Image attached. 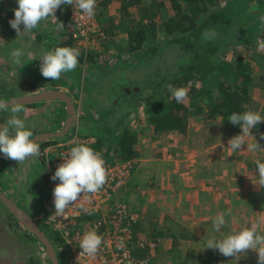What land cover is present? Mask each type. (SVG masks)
Masks as SVG:
<instances>
[{"label": "trees", "instance_id": "trees-1", "mask_svg": "<svg viewBox=\"0 0 264 264\" xmlns=\"http://www.w3.org/2000/svg\"><path fill=\"white\" fill-rule=\"evenodd\" d=\"M112 2L113 0H97L96 3L94 16L103 30V36L97 37L104 40L106 49L113 46L118 53L113 64L109 65L107 61L100 66V70L97 68L100 53L79 47L78 40L83 38L75 36L71 5L66 6L70 13L69 24L66 18L61 17L56 23L52 22L51 29L38 33L48 39L50 44L55 43L54 47L72 46L80 50L78 66L67 73L68 80L81 85L85 90L86 109H94L102 115L95 124L83 126L85 131L82 133L95 135V148L103 158L109 163H115L141 156L136 147L139 140L138 131L124 124V116L133 112L141 102L145 104V109L151 112L147 118L148 127L159 135L174 132L186 135L190 118L203 114L209 120L220 118L226 138L240 134L241 127L229 122L228 115L232 112L258 110L253 90H264V49H258L257 46V41H264V20L261 19L264 17V0H150L148 3L146 0H122L119 22H116V16L108 17L103 12ZM133 7L139 10L142 16L138 18L136 13L130 10ZM257 15L260 18L254 26L258 33L255 40V36L249 32L252 30H247L246 26ZM60 22H63L65 27L56 30V24ZM120 34L125 35V39L118 38ZM7 35L13 39L17 32L9 28ZM89 35L95 36L94 33ZM163 39L167 40L161 42ZM13 45L11 42V46ZM176 49H179V53L166 61L167 69L156 63L159 56L171 54ZM227 54L232 55V59L223 61L222 56L226 57ZM32 62L35 69L40 70V62L30 58L24 61L26 65H23V70L30 71ZM87 63L89 67L83 79L82 65ZM137 68L143 72L139 73L143 76L135 74ZM114 69L136 75L128 82L133 89H127L124 85L119 96L114 92L119 88L114 80L111 83L114 88L107 92L109 97L101 102L96 88L112 78L110 73H114ZM5 79L10 80L0 74V81ZM38 80L43 83L46 78L39 72ZM169 85L188 88L183 102L177 103L175 98L171 97ZM138 86L142 87L140 91H136ZM13 88L15 89L14 86ZM14 89H9L8 84L0 83V95L20 94ZM37 104L40 103L24 106L30 110L36 108ZM262 133L264 121L252 130L251 135ZM55 142L40 144L41 153ZM39 158L43 164L46 162L42 156ZM42 175L46 185V200L42 211L45 212L51 179L47 166ZM33 191L42 193L35 188L30 189L28 193ZM5 211L8 226L21 232V236L25 238L27 248L24 250L29 252L38 246L13 215L8 210ZM40 213L33 212L35 216ZM143 221L144 219L136 225L139 232L142 230ZM50 230L54 239L49 238L55 248H58L63 263L64 254L59 249L62 239L51 228ZM182 230L180 237H189L186 235L188 230ZM154 257H151L153 263ZM26 264L44 263L40 255L35 253L27 257Z\"/></svg>", "mask_w": 264, "mask_h": 264}, {"label": "rangeland", "instance_id": "rangeland-1", "mask_svg": "<svg viewBox=\"0 0 264 264\" xmlns=\"http://www.w3.org/2000/svg\"><path fill=\"white\" fill-rule=\"evenodd\" d=\"M149 1L146 0L147 3ZM120 3V0H114L108 8V14L116 16L119 21L121 20L120 11L118 10L121 5ZM131 10L136 13L138 18L142 16L141 12L135 7L131 8ZM259 18L260 16L257 15L246 26L247 30L249 28L252 30H249V32L255 36V40H257L258 33L254 26H256L255 22ZM123 36L125 35L120 34L118 38H121V40L122 38L125 39ZM166 40L163 39L161 42ZM103 42L104 40L94 35H89L87 39L78 40L80 48H88L100 53L98 70L107 61L109 65L113 64L118 56L113 46L106 49ZM178 53L179 49H176L171 54H163L159 56L156 63L167 69L165 67L167 65L166 61H169V58L177 56ZM230 56L232 55L227 54L226 57L222 56V60L230 61L232 59ZM88 67V63L82 65L83 79ZM139 73L143 72L137 68L135 74L139 77L143 76V74ZM67 77H69L68 74L67 76L62 75L59 81L63 80L65 82L68 80ZM20 79L30 80L29 77H22ZM25 80L23 81L25 82ZM14 81V78L13 81L5 79L0 81V83L8 84L9 89H14L13 86L19 89L22 85L18 86ZM82 89L83 87L79 88V90L76 89L75 92V104L77 105L76 125L74 124L71 131L76 130V127H78L79 131L83 132L85 131L83 126L87 124L89 127L90 122L100 118L96 110L91 108L86 109V95ZM253 97L258 104V111L261 115H264V90L255 88L253 90ZM144 105V103H141L137 109L138 111L127 117L129 120L126 119L128 121L127 125L133 130L138 131L139 140L136 147L142 156L139 157L142 158L141 160H137L140 162L137 163L138 165L140 164V169L136 164V167L132 170V173L135 171V176L124 187L125 192L122 190L123 193H119L118 196L119 198L122 197L121 199L133 211L146 213V218L149 215L148 219H144L142 222L143 227L140 232L148 239L155 238L158 240L159 245L154 257L155 264H261L258 260L259 253L257 250L249 249L240 254L239 257H226L218 250L202 248V246L204 240L212 236H221L229 231L239 230L242 227L256 223L257 220H259L258 230L264 233V186H259L255 183L258 177L254 162L257 159L264 161V133L246 136L245 140L248 147L247 144H244L241 146L239 152L231 154L232 150L228 147L230 139L225 137L226 132L220 118L209 120L204 114L194 115L190 118L186 136L178 133L159 135L148 127L147 118L151 112L149 109H145ZM41 106V110L38 108H30L28 110L24 106L26 111L20 114L32 126L34 133L49 131L45 129V126L48 125L51 119H61L62 113H64L62 120L63 118L65 120L66 108L64 105L61 109L49 103ZM9 116L10 113L0 112V124L6 122ZM85 118L86 121H84ZM190 140L193 142V146L189 147ZM206 149H210L211 151L207 153L205 152ZM164 150L168 151L166 156L169 161L166 162L176 170L185 172L183 174L187 177L195 175V172L190 168L193 165L197 168V165L203 167L210 164L212 173L205 174L202 172L199 174V176L203 175L201 178L203 183L201 186L205 187L203 190L197 191L199 188L193 189L190 186L186 190L181 191L179 189H170L169 192L174 195L165 202L164 199H161L163 200V203L161 202L162 204L160 203L159 205H163L161 208L155 206L153 198L159 193L162 181H168V179H163V177H170L171 179L174 177L175 180L180 181L177 176L180 174L179 172L175 174V177L174 173L167 174L155 171L159 167V155L157 154ZM189 154H195L196 157H192ZM34 159L36 158L28 157L22 162L6 159L0 163V187L32 214L37 211L42 212L44 209L46 185L42 174L46 166L48 167L47 161H44L43 164L39 159L33 162ZM14 161L16 162L12 164ZM34 188L41 190L42 193L37 194L38 192L34 191L28 193L30 189ZM204 191L207 193H203ZM192 193L194 196H192ZM222 197L228 199L227 205H224L220 200ZM172 199H175L174 203L168 206L167 202L172 201ZM215 200L218 201L216 202L219 204V211L223 209L224 212L230 211L231 213L227 218V225L221 228L220 233H214L211 225V220L216 217V212L218 211L216 210L217 205L214 207L212 204ZM153 206L157 211H155ZM170 208L172 212H170ZM5 210L7 208L0 201V264H26L27 257L35 253L39 254L43 263L46 264V257L39 246L36 245L29 252L24 250L27 248L25 238L21 236V232L8 226ZM177 211L179 214L180 211L183 212L184 215L180 214V218H178ZM205 217L206 219H204ZM38 222L42 228L44 227L48 236L54 239L49 225L43 220H38ZM184 225L189 229L191 228L193 234L196 233V237L186 239L175 237L181 233V228ZM176 238L178 239L176 240ZM174 240L179 241V244L175 245Z\"/></svg>", "mask_w": 264, "mask_h": 264}, {"label": "clouds", "instance_id": "clouds-1", "mask_svg": "<svg viewBox=\"0 0 264 264\" xmlns=\"http://www.w3.org/2000/svg\"><path fill=\"white\" fill-rule=\"evenodd\" d=\"M2 2L3 0H0V3ZM96 3L97 0H17L18 7L14 9V18L9 20V25L17 31L18 35L25 31L36 30L48 17H56L55 13L61 5H72L76 13L80 12L82 16L93 17ZM261 19L264 20V17ZM64 27L63 22L56 24V30ZM257 46L258 49H264V41H257ZM11 56L16 65H25L24 61L31 56V52L26 46L21 45L11 50ZM36 57L41 59V75L46 79L59 80L62 74L77 68L80 50L72 46H56L44 50ZM168 87L171 97L175 98L177 103L185 100L188 94L186 87L172 85ZM22 97H13L11 100L0 99V112L10 113L6 122L0 124V155L19 162L25 161L28 157L41 155L39 139H33L35 135L32 126L20 115L26 111L23 102L17 99ZM227 120L234 125L238 124L242 129L240 134L230 138L228 142L232 154L239 152L241 146L247 144L245 137L251 135L252 130L264 121V115H261L258 110H246L230 113ZM76 128L79 130L78 127ZM71 133L72 131L66 138L56 142L68 139ZM61 156L66 159L56 168L51 179L58 181L53 189L54 213L56 217L66 218L69 206L81 200L86 194L97 193L105 185L108 174L103 156L87 143L75 144L66 156L63 154ZM254 162L258 177L255 183L264 186V161L257 159ZM80 206L84 212L91 214L83 203ZM230 215V211H225L214 217L211 220L212 231L220 233L221 228L227 225V218ZM35 217L39 220L38 216ZM258 223L259 220L239 230H232L221 236H212L204 240L202 248L218 250L226 257H239L249 249L257 250L258 260L264 264V233L258 230ZM103 242L102 234L95 229H88L81 236L78 246L82 250L81 254L95 257ZM124 246V239L120 238L116 247L123 248Z\"/></svg>", "mask_w": 264, "mask_h": 264}, {"label": "built area", "instance_id": "built-area-1", "mask_svg": "<svg viewBox=\"0 0 264 264\" xmlns=\"http://www.w3.org/2000/svg\"><path fill=\"white\" fill-rule=\"evenodd\" d=\"M72 18L75 36L83 39H87L90 33L103 36V30L95 16H82L80 12L76 13L72 6ZM191 85L192 82L189 83V86ZM96 142L95 136L81 135L76 128L68 139L46 147L40 156L48 162L50 178L66 159L61 155L66 156L72 146L87 143L96 150ZM104 161L108 174L105 185L97 193L86 194L81 200L70 205L66 218L56 217L54 213L53 189L58 181L50 179L47 209L40 213L38 219L44 222L46 220L52 231L59 234L62 239V245L59 247L64 254L62 264H155L151 257L155 255L158 241L148 239L136 230V225L145 217L144 213L133 211L118 196L131 177L135 161L109 163L105 158ZM82 203L91 214L83 211L80 206ZM88 229H95L104 238L102 247L95 257L81 254L82 250L78 246L81 236ZM120 238L124 239L123 248L116 247Z\"/></svg>", "mask_w": 264, "mask_h": 264}, {"label": "crops", "instance_id": "crops-1", "mask_svg": "<svg viewBox=\"0 0 264 264\" xmlns=\"http://www.w3.org/2000/svg\"><path fill=\"white\" fill-rule=\"evenodd\" d=\"M121 1L122 0H120V2ZM16 7H18L17 0H3V2L0 3V49H1L0 50V68H1L0 74L2 76H5V77L9 78L12 81H13V78H14V80H15L14 82H16V84H18V86H20V84H21L22 86H20L19 89H17L16 86H15V89L20 94L30 93L32 91L33 92L42 91L44 89H62V90H65V91H68L69 93H71L72 96H73V98H74V100H75V92H76V89L79 90V88L82 87L81 85H79L77 83L76 84L75 83H72L71 84V81L70 80H66L65 82H63V80L59 81V80H51V79H46L45 81H43V83H39L38 74H39L40 70H38V69L36 70L35 69V66L33 65L34 64L33 62H32V64L30 63L31 64L30 71H27L26 72L25 70H23V64L22 65H16V64L14 65V60H13V58L11 56V50L13 48L19 47L21 45H24V46L27 47V45H29V47H27V49H28L29 52H31V56L28 57V58L33 59V60H37L38 62L41 63V59L39 57H36V56L39 55V54H41L44 50H48V49L54 48L55 43L53 45L50 44L48 39H46L44 36L38 35V33L41 30H44V29H51L52 22H55L56 23L57 19H61V17H62V19L63 18H66L67 21H68V24H69L71 20H70V13L68 12L67 7L65 5H62L60 8H58L57 11H56V13H55V15H56L57 18L54 17V16L48 17L46 20H44V21L41 22V24H40V26H39L38 29L32 30V31H25V32H23V33H21L19 35L18 34L15 35V37L13 39H10V37H8V35H7V30H9V28L12 29L10 27V25H9V20L12 19V18H14V9ZM108 8H109V6L106 9H104V10L102 9L103 12L105 13V15L108 16V17L109 16H114V15H109L108 14L109 13L108 12ZM118 10H120V7L118 8ZM130 10H131V8H130ZM116 22H119V20L117 18H116ZM21 29H23V25H21ZM12 30L16 31L15 29H12ZM11 42L14 43L13 46H11ZM48 46H50V48ZM28 58H26L25 61H27ZM86 71H87V69H86ZM62 75L67 76V73H64ZM110 75L112 76V78H110V80L106 81L104 84H102L101 86H99V87L96 88V91H98L97 93L99 94L98 99H100L101 102L103 100H105L107 97H109L108 94H107V92H108L109 89L114 88L113 86L111 87V83L114 80H116L115 83L117 85H119V88L118 89H115L114 92L115 93L117 92L119 94V96H120V92H122V90H123L122 88L126 87L127 89H133V88H130L128 82H129L130 79L136 77V75L134 73H130L129 71H126V73L125 72L122 73V70H115L114 73H112V71H111ZM22 77L23 78L24 77H29L30 80L26 81L25 79H23V80H25V82H24L22 79H20ZM127 89H125V90H127ZM141 89H142V87L141 86H138L137 89H136V91H138V90L140 91ZM82 91L85 93V90L84 89H82ZM115 100H113V101H115ZM47 103L52 104V105H56L57 107H59V109H61L63 107V104L60 103V102H47ZM47 103L37 104L38 105L37 108L41 110V107H42L41 105H45ZM141 103H143V102H141ZM140 105L141 104L139 103L137 105L136 109L133 112H131L130 114H126L124 116L125 117L124 124H128V121L127 120H129V119H127V117L133 115L135 111H138L137 109L140 107ZM63 114L64 113L61 114V119L60 118L51 119L49 121L48 125L45 126V129L51 131V130H55V129L60 128L62 126L63 122H64V118L62 120V115ZM101 116L102 115L99 114V117H101ZM84 121H86V118H85ZM96 121H98V120L95 119V120H93V122H90L89 123L90 126L92 124H95ZM58 123H59V125H57ZM39 132H42V131H39ZM80 133H81V135H84V133H82V132H80ZM174 133H171V134H174ZM86 135L87 134H85L84 136H86ZM88 135H93V134H88ZM184 136H186V135H184ZM189 142H190L189 147L190 146H193V142H191V140ZM160 151H162V150H160ZM208 151L210 152L211 150L210 149H208V150L206 149L205 152L209 153ZM167 152H168L167 150H164L163 152H160L159 154H157V155H159L158 156L159 157L158 158L159 159V167L156 168L155 171L158 172V173L160 171V172H164V173H167V174L168 173L169 174L174 173V176L175 177H176L175 174L177 172H179L180 174L177 175V176L179 177L180 181L178 182L177 180H175L174 177L172 179L170 177H168V178L167 177H163V179H168V181H165V180L162 181V185H161V189H159V193H157L155 195V197L153 198L154 203H155V206L156 207H161V208L163 207V205L159 206L160 203L163 201L161 199H164V202H165L168 198L173 197V195H174V194H171L169 192L170 189H174V190H178L179 189L181 191V190H186L190 186V188H193V189L194 188H199V189H197V191H199L200 189L203 190V189H205V187L201 186V184H203L202 183V180H201V178L203 177V175H200L199 176V174H201L202 172L205 173V174L212 173L211 172L212 170L210 168V166H211L210 164L209 165H206V166H203V167L200 166V165L199 166L197 165V168H196V166L193 165L190 168H191V170L193 172H195V175H193V177L192 176L187 177L186 175L183 174L185 172L176 170L175 168H173V166H171L169 163L166 162V161H169L167 159V156H166V153ZM189 155L190 156L192 155V157H196L195 154H189ZM35 158L36 159H34L33 162L35 160H38V159L40 160L39 156L38 157H35ZM6 159H8V158H6ZM141 159L142 158L133 159L135 161L134 168L136 167V164L137 163H140L137 160H141ZM15 162L16 161H14V163ZM137 167L140 169V164ZM159 168H161V169L159 170ZM195 170H197V171H195ZM134 174H135V171H133V173L131 174V177L129 178V180H131L132 177L135 176ZM171 183H172V186H171ZM124 189L125 188H122L121 189V192H119V193L125 192ZM122 190H123V192H122ZM219 191H221V190H219ZM189 192H191V191H189ZM203 193L206 194L207 192L204 191ZM219 194L221 195V193H219ZM192 196H194V194ZM192 196H190V197H192ZM188 197H187V199L189 200ZM216 199L219 200V198H217V197H216ZM217 200L213 201V203H212L214 205V207L217 205V209L216 210H218V211L216 212V216H218L219 214H221V213L224 212L223 209H221L219 211L220 208L218 207L219 204L217 203L218 202ZM220 200L224 203V205H227L228 199L222 197V198H220ZM174 201H175V199H172V201H170L171 203L170 202H167L168 206H171L169 204H173ZM222 202H220V203L222 204ZM154 209H155V211H157L155 207H154ZM141 212H143V211H141ZM170 212H172V209L171 208H170ZM177 213H178L177 214L178 215V218H180V214L182 216L184 215V213L181 212V211H180V214H179L178 211H177ZM144 215H145V218L144 219H148V216L149 215L147 214L148 215L147 218H146V213H144ZM177 215H176V217H177ZM204 219H206V217ZM183 228L186 229V230H188V232H186V235H188L189 237H187V238L196 237L195 236L196 233L193 234V231L191 230V228L189 229L186 225H184V227L181 228V232L183 231L182 230ZM180 236H181V233L179 235H176L175 237L180 238ZM181 238L186 239L185 237H181ZM153 239L155 240V238H153ZM176 240H174V243H175V245H178L179 244V241H176Z\"/></svg>", "mask_w": 264, "mask_h": 264}, {"label": "water", "instance_id": "water-1", "mask_svg": "<svg viewBox=\"0 0 264 264\" xmlns=\"http://www.w3.org/2000/svg\"><path fill=\"white\" fill-rule=\"evenodd\" d=\"M19 96H23L22 98L17 99H19L20 102H23L24 105L33 103L60 102L66 108L65 120L60 128L51 131L34 133L35 136L33 139H39V144L62 140L70 134L76 120V105L71 93L62 89H44L42 91L17 94L13 96L0 95V99L11 100L13 97ZM5 159V157L0 155V162ZM0 201L21 224L26 232L35 239L36 243L46 257V264H53V262L54 264H61L57 249L48 234L39 224L37 218L11 196H9L1 187Z\"/></svg>", "mask_w": 264, "mask_h": 264}, {"label": "flooded vegetation", "instance_id": "flooded-vegetation-1", "mask_svg": "<svg viewBox=\"0 0 264 264\" xmlns=\"http://www.w3.org/2000/svg\"><path fill=\"white\" fill-rule=\"evenodd\" d=\"M37 108V107H36Z\"/></svg>", "mask_w": 264, "mask_h": 264}]
</instances>
